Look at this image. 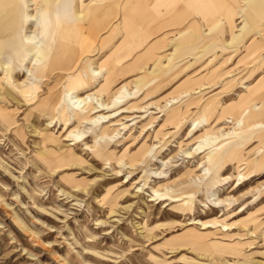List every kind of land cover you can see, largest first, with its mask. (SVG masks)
<instances>
[{
    "label": "rangeland",
    "instance_id": "374dc122",
    "mask_svg": "<svg viewBox=\"0 0 264 264\" xmlns=\"http://www.w3.org/2000/svg\"><path fill=\"white\" fill-rule=\"evenodd\" d=\"M205 1L72 0L56 60L0 0V264H264V0Z\"/></svg>",
    "mask_w": 264,
    "mask_h": 264
},
{
    "label": "crops",
    "instance_id": "0c3cea01",
    "mask_svg": "<svg viewBox=\"0 0 264 264\" xmlns=\"http://www.w3.org/2000/svg\"><path fill=\"white\" fill-rule=\"evenodd\" d=\"M50 1L53 2V4L56 7V0H50ZM58 1H59V5L58 7H56V10H55L56 18L54 17V19H56V35L54 36L56 40V60H60L62 57V54H64V52H66V50L69 47L67 42L65 41L59 42V39H63V40L71 39V34L75 33L74 31L76 28L81 29L82 24H83V18L81 17V15L74 14L72 12V6H71L72 0H58ZM164 2L166 5L169 2V0H164ZM194 6L197 8L204 9L206 7H209V4H208V1H205V0H195ZM231 7L227 5H223V7L220 9V17L217 22H219L220 19H223L224 23H226V17H231L233 15L232 13H230V10H232ZM192 13H195V14L193 15L194 19L192 18L193 21L190 23V28L194 27L195 31L193 32L201 33L200 32L201 28H199L201 27L199 25L201 21L198 20L201 18V15L200 16L198 15L199 14L198 11H195ZM204 26H206V23ZM208 26L209 28H211L209 24ZM69 52H70V55L68 54L69 56L66 59V63L63 64L64 65V67H62L63 70H65L66 68L70 69L71 64L73 65L74 62L71 59L69 60V57L76 58L75 55L78 53L76 48H71ZM58 68L61 69V67H58Z\"/></svg>",
    "mask_w": 264,
    "mask_h": 264
},
{
    "label": "bare ground",
    "instance_id": "6f19581e",
    "mask_svg": "<svg viewBox=\"0 0 264 264\" xmlns=\"http://www.w3.org/2000/svg\"><path fill=\"white\" fill-rule=\"evenodd\" d=\"M232 12V10H230V13ZM34 16V15H33ZM32 21H33V19H31ZM41 47H42V52H46V53H48L47 52V50H46V47H45V45H43L42 43H41ZM55 54H56V52H55ZM7 64V63H6ZM87 97V96H86ZM72 98H73V101L74 102H82L84 99H83V97H78V96H75V95H73L72 96Z\"/></svg>",
    "mask_w": 264,
    "mask_h": 264
}]
</instances>
